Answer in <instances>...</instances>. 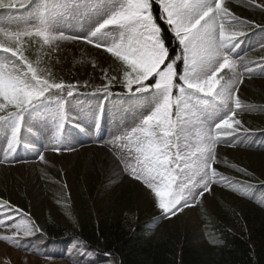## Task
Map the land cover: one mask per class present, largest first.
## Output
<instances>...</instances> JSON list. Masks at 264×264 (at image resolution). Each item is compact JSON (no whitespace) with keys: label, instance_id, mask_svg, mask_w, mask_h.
Wrapping results in <instances>:
<instances>
[{"label":"rangeland","instance_id":"1","mask_svg":"<svg viewBox=\"0 0 264 264\" xmlns=\"http://www.w3.org/2000/svg\"><path fill=\"white\" fill-rule=\"evenodd\" d=\"M37 1L29 0L24 8L16 9L21 0H0V47L22 39L18 34L20 31L37 27L46 28L53 35L91 38L106 46L120 43L129 30V26L116 24L97 31L106 20L124 10L128 0H42L39 4ZM134 1L145 3V0H129L130 3ZM203 3L213 6L215 0H203ZM259 3H264V0H257ZM225 4L230 11L249 22L232 24L233 18L226 16L221 25L222 39L229 38L236 30L245 31L244 34L226 42L222 54L208 60L203 69L189 66L187 72L191 79H203L215 70L224 55L240 60L239 70L244 75L237 95L243 108L238 110L237 119L249 132H238L227 137V143L217 146V160L223 163L215 166L225 179L217 178L212 191L197 200L203 206L199 210L191 206L184 224L177 223L180 228L189 227L202 239L204 236L198 231L201 229L200 220L207 216V211H213L217 198L214 186L227 182L226 176L230 177L225 168L245 161L248 163L245 167L248 166L257 181L264 182V130L257 128L261 120L259 108L264 104V64L261 63L264 60V10L253 5L251 0H225ZM44 6L51 7V10L45 11ZM22 46L27 55L35 57L33 63L42 75L53 78L58 75L69 83L84 84L87 81V84L97 87L102 82L106 83L101 67L110 66V75H116L113 69L121 67L103 48L96 49L94 45L80 41L76 44L63 40L45 44L42 37H24ZM10 49L0 52V96L6 88L14 86L6 76L4 66H14L15 71H22V67L13 60L14 54L12 57L6 54L12 52ZM112 51L133 71L143 74L142 79L153 74L150 71L152 62L146 61L143 55L128 54L117 48ZM229 67L236 71L233 66ZM117 79H122V75ZM142 79L134 82L142 83ZM162 83L168 86L167 80ZM166 95L169 96V86L168 93L159 87L138 96L128 94L119 97L101 91L99 94H74L66 101L57 99L51 106L32 109L22 120H0V201H8L24 214L13 213L16 224L11 228L0 220V236L11 235L12 229L35 231L16 242L0 239V264L9 260L11 264H115L112 261L96 262L95 252L72 239L54 240L38 231L44 228L47 220L72 227L85 217L88 207L92 208L96 218L105 207L124 213L125 206L118 198L128 191L139 202L138 208L150 203L152 195L145 191L142 182L125 170V161L134 165V155L142 148L158 152L159 146H137L129 140L132 145L130 154L120 144H113L112 140L126 132L131 136L132 129L136 131L134 128L163 103ZM179 108V121L189 145L186 150L194 151L198 146L200 127L214 131L215 126L233 110L234 104L220 99L217 93H186ZM234 124L227 127H234ZM14 133L17 136L15 142L12 140ZM184 142L182 137L181 143ZM53 147L62 150L56 153L51 150ZM206 147L215 158L214 145ZM41 153L44 160L39 159ZM235 182L234 192L238 191L237 186L242 180ZM224 185L227 187L231 183ZM177 195L183 197L186 193L180 189ZM5 219H11V216Z\"/></svg>","mask_w":264,"mask_h":264},{"label":"snow or ice","instance_id":"2","mask_svg":"<svg viewBox=\"0 0 264 264\" xmlns=\"http://www.w3.org/2000/svg\"><path fill=\"white\" fill-rule=\"evenodd\" d=\"M28 2L29 0H21L16 9L24 8ZM154 3L160 5L165 22L182 46L181 54L175 58L169 56V51L164 43L163 29L157 23V18L153 13ZM251 3L264 10V3L257 4V0H251ZM147 4L148 6L142 10L145 15L150 13L147 19H145V15L134 11L135 6L128 0L124 10L100 25L97 31L107 25L123 24L129 26L126 38L120 43L110 46H106L91 38H78L64 34L53 35L43 27L20 31L18 34L22 39L11 45L6 43L4 47H0V52L2 53L5 52V48H12L16 53L15 57H13L14 62L22 67V71L17 72L14 66H4L8 79L16 87L20 88L22 92L20 94H10L6 90L5 94L0 96V120L5 119L9 115L19 117L24 109L33 103L41 101L53 90L77 91L80 87L88 86L87 81L83 85L79 82L65 83L63 80L56 82L52 76L42 75L41 70L34 68L22 51L24 37H42L45 44L61 40L71 41L76 44L80 41L85 45H94L96 49L103 48L106 53L110 54L113 62H119L121 67L118 70L113 69L116 71V75L109 74L110 66L109 68L101 67L100 71L104 74L106 83L102 82L99 87L93 86L97 91H108L113 83H124L129 90L133 86L143 87L149 78L155 76L158 78L156 87H163L168 93V86L161 82L159 72L152 74L147 79H142L143 74L133 71L130 65L126 64L119 56L113 54L112 49H121L125 53L133 55H151L166 51L167 55L160 65V71L172 65L175 69L176 81L178 73L175 65L177 61L183 59L186 69L189 66L203 69L208 60L222 54V49L226 42H231L244 34L245 31L236 30L229 38L222 39L221 25L224 23L226 16L233 18L232 24L249 22L241 19L235 12L230 11L225 4V0H215L213 6H206L203 0H147ZM161 43L163 44V49L159 48ZM6 54L10 57L13 56L12 52H7ZM239 61L224 55L222 62L206 78L191 79L188 72L182 77L187 87L192 85L191 88L203 93H217L220 99L231 101L234 104L233 110L215 126L214 131L199 126L201 132L198 135V146L195 147L194 151L186 150L189 149V145L187 144V136L184 135L185 129L182 130L180 121L177 118L171 121L168 119L169 111L172 118L176 116L174 106L177 103V99L173 98L171 108H169L168 95L165 96L163 103L152 114L148 115L139 127L134 128L136 131L132 129L131 136L126 132L112 140L113 144H120L121 148L127 149L130 154H132V145L129 144V140L137 146L141 144L159 146L158 152H150V149L142 148L139 153L134 155V165L125 161V170L129 171L135 180L142 182L145 191L153 196L155 205L162 214V218L175 216L183 209L189 207L190 202L195 203L204 197L205 193H210L212 185L218 182L217 178L220 180L225 179L222 173L214 166L217 163H223V161L217 160V146L227 143L226 138L238 132H249L243 122L237 119L238 110L243 108V103L237 95L244 75L239 70ZM261 63L264 64V60ZM226 65L233 66L236 71ZM244 67L247 68V65ZM121 75L122 79L118 80L117 77ZM136 79H142V83H135ZM175 87L176 84L171 88L172 97ZM234 122V127H227V125ZM188 123H191V121H188ZM196 123L198 125L197 121ZM18 131L19 128H17ZM182 137L185 141L183 144L181 143ZM12 140L13 142L17 140L15 133L12 136ZM212 145H214L216 151L215 158H213V152L206 147ZM51 150L59 153L62 149L53 147ZM164 157H171V159L165 160L163 159ZM44 158L43 153H41L39 159L44 160ZM190 161H194V163ZM169 184L172 185L175 191L165 200L162 196H158L157 192L163 194ZM180 189H183L186 193L185 196L180 197L176 194ZM13 213L24 215L20 209L14 208L8 201H0V217H2L0 220H3V225H8L11 228V226L16 224ZM8 216H11V219H5ZM9 222L11 223L9 224ZM11 231V235L0 236V239L6 242H16L35 233V231H28L24 228L12 229ZM104 255L111 257L113 254ZM5 264H11L10 260L5 261Z\"/></svg>","mask_w":264,"mask_h":264},{"label":"trees","instance_id":"3","mask_svg":"<svg viewBox=\"0 0 264 264\" xmlns=\"http://www.w3.org/2000/svg\"><path fill=\"white\" fill-rule=\"evenodd\" d=\"M137 5L136 11L140 13ZM153 13L163 29L162 36L169 56L175 58L181 54L182 46L164 21L158 4H153ZM149 15L150 13L146 15L147 18ZM161 45L163 49V44ZM166 55L167 52L163 51L155 57L153 69L159 72L161 82L166 78L171 88L176 84L172 94L178 103L180 93L190 88L182 79L186 72L185 62L183 59L176 62L178 76L175 81V69L172 65L160 71V65ZM25 56L33 67L37 68L33 63L35 57L31 54ZM54 79L56 82L63 80L68 83L67 79L58 75ZM157 79L155 76L151 77L145 86H133L132 89L135 88L140 93L157 89ZM87 85L90 90L95 89L92 85ZM79 89L84 90L83 87ZM110 89L115 93L130 91L125 84L117 83H113ZM7 91L10 94L22 92L16 86ZM259 112L261 120L257 128L264 130V104L259 108ZM175 118L176 116H171L169 121ZM245 165L248 163L240 161L232 164L231 168H225V173H229L232 183L227 187H223L224 184L216 187L223 189L214 191L217 198L213 203V211H207V216H202V221L200 220L201 229L198 231L203 234V239L197 237L196 232L189 227L183 229L178 226L177 223L184 224L186 220L182 216L162 218L154 199H150V203L144 207L138 208L139 202L134 200L130 191L124 194L125 197L123 195L118 198L125 206V214L105 207L99 212L100 217L96 218L92 208L88 207L85 217L75 222L72 227L47 220L44 228L38 233L54 240L72 239L81 243L96 253L94 259L98 263L112 261L115 264H264V182L257 181ZM239 179L242 180L241 185L238 191L234 192L235 181ZM246 183L254 185L256 193L248 194ZM180 226L182 227L181 224ZM109 253L113 255H104Z\"/></svg>","mask_w":264,"mask_h":264}]
</instances>
